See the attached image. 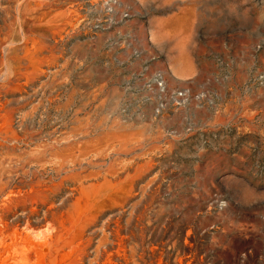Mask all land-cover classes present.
I'll return each mask as SVG.
<instances>
[{
    "label": "rangeland",
    "instance_id": "rangeland-1",
    "mask_svg": "<svg viewBox=\"0 0 264 264\" xmlns=\"http://www.w3.org/2000/svg\"><path fill=\"white\" fill-rule=\"evenodd\" d=\"M0 232L16 264H264V0H0Z\"/></svg>",
    "mask_w": 264,
    "mask_h": 264
},
{
    "label": "bare ground",
    "instance_id": "bare-ground-1",
    "mask_svg": "<svg viewBox=\"0 0 264 264\" xmlns=\"http://www.w3.org/2000/svg\"><path fill=\"white\" fill-rule=\"evenodd\" d=\"M54 159V158H53ZM63 163V162H62ZM74 163V162H73ZM69 166V165H68ZM11 193V192H10ZM21 195V194H20ZM11 200V199H10ZM9 200V201H10ZM34 210V209H33ZM41 212V211H40ZM53 211H52V209L50 208V209H48V211L46 212V219H48V218H50L51 220H54V218H55V215L52 213ZM45 214V213H44ZM18 218V217H17ZM41 219V218H40ZM20 220V219H19ZM32 220V219H31ZM23 221V220H22ZM50 221V220H49ZM24 225L22 226V227H24L25 228V231H27L26 233H25V238H28V239H30V240H32V242H35L37 245L38 244H40L41 243V245H43V246H41L42 248H45L46 246H49V245H51V246H53L52 245V243L54 242L53 241V236H56L55 234H53L52 236H48V237H43V235H41L40 233L39 234H37V235H35V234H33V232H34V230H32V228H30V226L31 225H29V221H28V218H26L25 219V222L23 223ZM46 224V223H45ZM50 225V224H49ZM8 227V226H7ZM6 228V227H5ZM44 228V227H43ZM22 229V228H21ZM24 231V230H23ZM36 231V230H35ZM37 231H39L38 229H37ZM43 231V230H42ZM15 232V235H16V232H18L17 230H15L14 231ZM44 232V231H43ZM18 234V233H17ZM21 234H23V232H20L19 233V236H20V238H21V240H22V235ZM30 234H33V236L31 237L30 236ZM44 234H46V233H44ZM52 234V233H51ZM23 236H24V234H23ZM46 236V235H45ZM10 240L9 242H8V244H5V243H7V242H5L6 240ZM24 239V238H23ZM20 239H19V241H21ZM26 240V239H25ZM29 240V241H30ZM55 241H56V239H55ZM24 243V242H23ZM22 243V244H23ZM26 243V242H25ZM3 244H5V247L3 248L2 247V245ZM21 244V245H22ZM26 244H28V243H26ZM25 244V245H26ZM17 245H19V244H17V241H16V239H14L13 238V236L12 235H10V234H6V235H4L2 232H0V249H6V250H4L5 252H7L6 253V255H5V258L3 259L4 260V262L3 261H0V264H1V262L3 263V264H6L7 262H8V264H16V262H14V257L16 256V255H21V257H22V255L23 254H25V252H28L27 250H28V248H27V250H26V247L27 246H24L25 248H23L22 246H20L19 248L17 247ZM32 245V244H31ZM33 246V245H32ZM17 247V248H16ZM34 247H36V246H34ZM33 247V248H34ZM40 248V247H39ZM41 248V249H42ZM31 249V248H30ZM10 250V251H9ZM33 251H35L34 249H32ZM40 250V249H39ZM1 251V250H0ZM3 251V252H4ZM9 252V253H8ZM36 252V251H35ZM47 252V251H46ZM36 253H38L39 254V252H36ZM35 253V254H36ZM41 253V252H40ZM44 254V253H43ZM41 255V254H40ZM46 255V254H45ZM2 256V255H1ZM17 257V256H16ZM0 259H2V258H0ZM16 259H18V258H16ZM24 259V258H23ZM20 262H22V261H20ZM26 262V261H25ZM25 264V263H24Z\"/></svg>",
    "mask_w": 264,
    "mask_h": 264
}]
</instances>
